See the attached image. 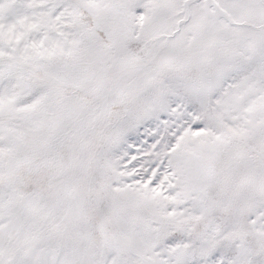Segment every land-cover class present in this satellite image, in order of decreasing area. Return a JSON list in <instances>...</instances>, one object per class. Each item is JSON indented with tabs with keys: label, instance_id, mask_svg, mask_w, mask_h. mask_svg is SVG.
<instances>
[{
	"label": "snow or ice",
	"instance_id": "snow-or-ice-1",
	"mask_svg": "<svg viewBox=\"0 0 264 264\" xmlns=\"http://www.w3.org/2000/svg\"><path fill=\"white\" fill-rule=\"evenodd\" d=\"M0 264H264V0H0Z\"/></svg>",
	"mask_w": 264,
	"mask_h": 264
}]
</instances>
